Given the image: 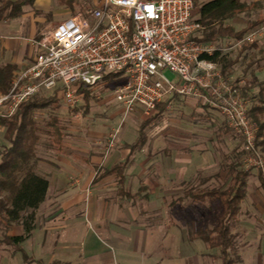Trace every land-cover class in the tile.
I'll list each match as a JSON object with an SVG mask.
<instances>
[{"label": "crops", "instance_id": "0c3cea01", "mask_svg": "<svg viewBox=\"0 0 264 264\" xmlns=\"http://www.w3.org/2000/svg\"><path fill=\"white\" fill-rule=\"evenodd\" d=\"M45 2L35 0L34 10L40 11ZM47 6L50 10V4ZM30 8L17 19L0 21V65L19 66L34 54L32 47L16 53L12 44L16 38L9 34L10 28L22 24L29 26L32 35L36 33V25L44 19L32 16ZM229 72L233 78L231 69ZM175 95L168 99L170 105L199 110L202 113L198 117L206 124L196 121L179 125L174 128L177 138H167L164 132L130 143L118 137V128L111 132L115 133L113 140L111 133L104 132L99 138L88 133L93 136L80 139L71 131L77 129L67 126L62 131L61 143L54 144L57 153L35 164L36 174L47 179L49 186L35 212V228L20 245L28 257L48 259L43 264H205L210 259L201 252L202 241L197 245L199 239L187 235L186 227L193 219H186L182 211L197 209L195 204L190 208L181 199L166 203L161 194L180 191L184 183L196 177L206 181L233 178L230 165L240 158V144L227 131L223 116L208 103ZM118 110L123 113L121 107ZM206 130L210 136L205 138L202 132ZM0 133V145H6L1 125ZM178 141L186 142V146L182 148ZM119 164H124L121 184L117 173L111 171ZM249 178H245L247 195L256 188ZM249 197L257 209L260 191ZM136 198L144 201L133 200ZM55 210L61 216L53 213ZM7 233L22 235L23 227L11 224Z\"/></svg>", "mask_w": 264, "mask_h": 264}, {"label": "built area", "instance_id": "2783aa9c", "mask_svg": "<svg viewBox=\"0 0 264 264\" xmlns=\"http://www.w3.org/2000/svg\"><path fill=\"white\" fill-rule=\"evenodd\" d=\"M194 11V0H98L86 15L58 22L35 41L38 53L0 96V107L11 116L21 104L44 94L73 109L83 104L85 89L94 90L114 75L112 96L125 114L151 117L159 103L175 94L202 99L219 110L251 152L241 160L243 166L264 177V161L253 147L256 126L246 105L223 81L220 64L204 58L230 54L257 31L225 45L202 42ZM165 71L176 78L167 79Z\"/></svg>", "mask_w": 264, "mask_h": 264}, {"label": "rangeland", "instance_id": "374dc122", "mask_svg": "<svg viewBox=\"0 0 264 264\" xmlns=\"http://www.w3.org/2000/svg\"><path fill=\"white\" fill-rule=\"evenodd\" d=\"M195 1L196 5L194 17L197 16L196 13L198 11V8L209 0ZM240 1L248 6L247 9L243 13L235 15L233 18L226 20L224 22V25L230 26L236 32L243 29L247 30L244 33L243 38L253 31H257V35L254 36L251 41H243L237 49H235L228 55L229 60L236 61L233 66H231L225 73L222 72L221 65H219L218 70L223 76V81L227 83V85L237 90L236 95L241 99L242 103L246 105L247 116L250 119V109L254 106L261 105L260 101H258L260 99V89H263L262 94L264 96V69L260 68L264 63L262 60V50L264 47V21L256 23L250 28H248V26L249 23L256 22L264 18V0ZM81 2H85V0H81ZM97 2L98 0H86L85 4L89 5L92 10L97 5ZM48 4H50V10L46 9L48 7ZM41 7L42 8H40V11L50 13L51 17L48 19L43 15L36 16L35 11L37 10H34V7L30 8L31 10L29 11L32 16L43 17L44 19L42 23H38L36 25V33L34 35L30 33L29 26L24 24L20 26H14L9 30L10 36L16 38L12 41V44L15 45L16 53L18 51H22V49L26 47H32V50L34 51V54H32L31 57L25 58L24 61H22L19 66H17L16 75L21 70H23V68L26 67L32 61L33 57L38 53L39 48L35 44V41L39 40L42 36L45 37L46 33L49 32L58 22L77 14L72 13L71 10L65 6H60L56 0H46L45 5H42ZM27 19H30L31 21V18ZM27 19L26 23L28 21ZM239 40H235V42ZM216 45H225V43L221 42ZM246 45H256L257 48L244 50L243 47ZM230 69L232 71L233 78H231L232 76H230L229 74ZM164 75L169 80H173L176 78L174 74L168 71H165ZM243 79L244 81L242 82ZM114 86L115 82L108 83L106 81H103L93 90L92 93L95 95V98L90 101L88 114L86 115L82 114L81 112H79L77 116L73 115L72 109L68 108L61 101L58 103L59 106L56 110H52L50 107L34 110L31 114L32 120L36 122V125L40 129H45V123L48 122L49 117L51 115H55L61 120L64 129L67 128V126L77 129L71 131L79 134L80 136L78 138L80 139H85L88 136L92 137L93 135H95L93 136L94 138H99L100 135L104 132L110 135L113 129L117 130L118 128L120 131L118 137L120 136L127 143H130L136 139H138V142L143 138L153 139L157 136L159 137V135L164 132H166L165 135L168 136L167 138H170L174 136V133L177 134L175 129L179 125H183L184 127V125L191 122L197 121L206 124V121L204 119L198 117L202 113L199 112V110L193 111L190 108L182 107L180 105H170L169 102L171 99H173L174 96L170 100H168V107L166 106L163 112L154 114V116L152 115L151 118L153 117V119L151 120H147L149 117L146 118L145 116H142L138 113L128 115L120 113L121 111L118 109H120L121 106L115 102V99L112 96ZM0 96L2 95L0 94ZM189 98L194 99L191 97H186L185 99ZM213 109L221 116H223L219 112V110L215 108ZM6 110L7 109L0 107V117H10L5 116ZM190 110L192 112H190ZM223 119L225 120L224 116ZM259 119L263 122L264 114L259 115ZM250 121L252 120L250 119ZM225 123L227 131H229L240 144L241 155L240 158L236 157L238 158L237 160L241 162V160L245 157L246 159L250 158L251 152L245 151L243 139L232 131V129L228 126L226 120ZM252 123L256 126V136L253 147L257 154L264 161V148L263 145H259V143L264 140V130L259 133V125L256 124L255 121H252ZM149 124L151 125V127H149ZM88 133L94 134L88 135ZM202 134L205 138L208 135L210 136V134L207 133V130L206 132H202ZM39 135L40 140L36 146L35 154L37 157V161L42 160L46 162L51 159V156L54 153H57V146L54 145L53 141H51V136L45 134L44 132H40ZM113 135L114 134L111 133L109 137L112 140L114 139L112 138ZM174 137L177 138L178 136L176 135ZM178 143L182 148L186 146V142L182 143L178 141ZM6 145H8L7 141ZM176 148H178V146H176ZM243 167L249 168L247 166L245 167V165L243 166V164L241 163L239 169H241L243 172H245L243 170ZM245 173L251 178H249L251 180L250 184H253L256 187L254 188V190H250V194H252L255 190H259L261 199L259 200L260 203L258 204L259 207L257 209H255L251 204L252 199L249 197L250 194H245L244 199L242 200V202H240L239 212L230 224V233L234 235L235 244L234 249L231 252V256L235 259V264H264V186L262 185V180L264 182V177L261 175V173H258L257 170H253V168H249ZM198 178L196 177L184 183L180 191H176L172 194H161L163 199L165 198L166 203H168L169 201H174V203L178 201L180 202L181 199V201H185L186 205H189L188 207L191 208L194 204L197 207V209H188L187 211H182L186 219L192 218L194 220L193 221L191 219L192 224L186 227L188 236H192V234L198 227H205L209 229L212 228L215 225L216 212L220 210V206L218 205L217 201L201 203L186 198L185 194L187 190L192 189L193 191L198 192L203 190L218 189L220 191H224L231 185L232 181V177L224 179L215 178L209 181H206L208 179L204 177ZM199 181H204V183L201 182L202 184L200 185ZM255 196L257 197L258 195ZM133 200L139 202L144 201V199L142 198H136ZM250 206L253 207V209L250 208ZM53 213H56L57 216L59 215L56 210L53 211ZM4 226V223H0V239L8 234L7 231L3 229ZM199 243H201L200 240L197 241V245ZM201 252L203 253L204 257L206 256L210 258L209 260H205V264H219V260L217 259V249H210L204 242H202ZM47 260L48 259L44 257L40 260H35L34 257L28 256L27 259H24L22 257V254L18 251H15L12 247L9 249L8 246L0 245V264H43V262Z\"/></svg>", "mask_w": 264, "mask_h": 264}, {"label": "trees", "instance_id": "16d2710c", "mask_svg": "<svg viewBox=\"0 0 264 264\" xmlns=\"http://www.w3.org/2000/svg\"><path fill=\"white\" fill-rule=\"evenodd\" d=\"M60 6H65L72 13H83L86 15L91 8L81 0H56ZM35 0H0V21L14 20L22 16L26 7H33ZM196 1L194 0V5ZM247 5L240 0H209L202 4L197 11L196 21L202 26L201 37L199 41L219 44L225 41H235L243 38L245 29L234 31L230 26L224 25L226 20L235 15L243 13ZM36 16L43 15L50 18V13L35 11ZM195 14V11H194ZM264 18L249 23L248 28L256 23L263 22ZM257 48L256 45H246L244 50ZM262 60L264 62V47L262 50ZM205 59L216 62L221 65L222 72H226L235 64V60H229L228 56H220L219 52ZM264 69V63L260 67ZM17 65L5 63L0 65V94H7L11 88V83L16 77ZM114 75L106 76L104 81L111 83L114 81ZM93 90L85 89L84 103L72 109L73 115L79 112L88 114L90 101L95 98ZM263 89H260L261 105L254 106L249 111L252 121L259 125V133L264 130V121H260L259 115L264 114V96ZM262 95V97H261ZM58 99L55 95H40L34 99L21 104L16 112L10 117H0V125L5 129L4 138L8 145H0V223H4L3 229L7 231L11 224H19L23 227V234L18 236L5 235L0 239V245L12 247L15 251L22 254L27 259V255L20 248L27 239L30 238L35 228V212L46 198L49 183L47 179L36 174L35 164L36 146L40 140V132L51 136L54 144H60L64 136V126L61 120L51 115L48 122L45 123V129H40L36 122L32 120L34 110L50 107L52 110L58 108ZM168 102V101H167ZM167 102L157 105L156 113L163 112ZM154 116V115H153ZM149 117L147 120H151ZM262 136V135H261ZM263 145L264 140L259 143ZM241 155V151L239 153ZM239 163L234 161L230 165V171L234 173L231 185L224 191L203 190L193 191L188 189L185 197L193 201L206 203L218 202L220 210L216 212L215 225L212 228L198 227L192 234V239H199L210 249H217V259L219 264H235V259L231 256L234 249V235L230 233V224L239 212L240 202L245 196V178L247 174L239 169ZM124 164L116 165L111 169L117 173L118 181H123ZM262 185L264 182L262 180Z\"/></svg>", "mask_w": 264, "mask_h": 264}]
</instances>
